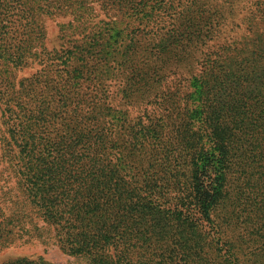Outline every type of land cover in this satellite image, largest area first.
<instances>
[{
    "label": "trees",
    "instance_id": "1",
    "mask_svg": "<svg viewBox=\"0 0 264 264\" xmlns=\"http://www.w3.org/2000/svg\"><path fill=\"white\" fill-rule=\"evenodd\" d=\"M91 2L129 3L141 34L105 53L92 41L95 102L68 55L12 82L2 112L22 196L83 264H264V24L250 22L264 0L245 19L257 35L232 49L216 34L241 0H0V35H41L43 16ZM32 42L1 63L25 67Z\"/></svg>",
    "mask_w": 264,
    "mask_h": 264
},
{
    "label": "rangeland",
    "instance_id": "2",
    "mask_svg": "<svg viewBox=\"0 0 264 264\" xmlns=\"http://www.w3.org/2000/svg\"><path fill=\"white\" fill-rule=\"evenodd\" d=\"M253 1L255 0H241L234 8L224 9L225 20L216 34L217 46L223 45L224 48L232 49L239 46L242 38L257 35L254 29L252 31L249 28L247 31L248 21L245 20L249 12L255 9ZM5 10V8L0 10L3 12L2 18L8 19ZM133 13L129 3L124 6L111 5L101 8L91 2L77 13H74L71 7H66L43 16L40 20L41 35H13L15 28L10 26L6 28L8 31L6 35H0V55L3 56L12 51L13 43L21 39L33 40L26 51L30 56L28 55L25 67L15 69L0 61V264L14 259L38 257L53 264H83L80 259L64 253L59 248L56 231L42 220L36 208L28 205L20 192L21 185L18 184L20 177L15 175L17 162L14 156L15 149L7 136L6 119L2 112L4 103L12 95V82L17 86L19 80L29 78L41 67L53 66L56 63L62 67L64 65L60 61L68 55L70 61L67 62L69 65L65 69L67 68L70 75L81 77L76 78L77 90L83 94L84 99L95 102L99 94L94 91L93 84L89 83V64L94 62L88 59L91 43L97 39L98 44L93 52L105 53L115 44L122 45L133 35H140L139 30L143 25ZM252 18H254L250 21L252 24H264V20H257L255 16ZM19 32L20 30L17 31ZM150 42L152 39L147 41ZM217 49L214 47L206 50ZM169 79L168 87L173 90L178 86V80L172 76ZM105 83L110 96L114 98L112 101L117 103L119 99L117 90L123 85V81L121 78L119 80L109 78ZM182 84L183 82L180 86ZM89 94L92 96L89 97ZM128 113L130 117H135L141 113V109L133 107L128 109ZM240 252L244 255L246 249Z\"/></svg>",
    "mask_w": 264,
    "mask_h": 264
}]
</instances>
